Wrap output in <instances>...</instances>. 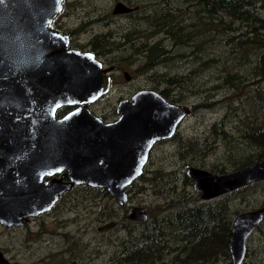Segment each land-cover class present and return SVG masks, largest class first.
Instances as JSON below:
<instances>
[{"label":"rangeland","instance_id":"obj_1","mask_svg":"<svg viewBox=\"0 0 264 264\" xmlns=\"http://www.w3.org/2000/svg\"><path fill=\"white\" fill-rule=\"evenodd\" d=\"M118 1L137 10L114 15ZM57 18L53 27L70 32L75 48H95L117 66L109 93L90 105L94 114L112 120L118 101L138 89L162 90L192 111L174 140L154 145L125 206L102 189L75 187L25 227L0 224V252L22 264H51L52 256L67 264H232L226 241L196 228L168 233L151 224L189 209L231 229L237 215L264 206V180L202 200L186 173L187 166L228 172L264 152V107L255 92L264 88L256 75L264 70V0H64ZM148 53L161 63L149 68ZM199 103L207 107H194ZM133 208H145L147 218L127 220ZM122 219L120 228H97ZM126 237L153 258L129 251ZM239 264H264L263 222L248 234Z\"/></svg>","mask_w":264,"mask_h":264},{"label":"water","instance_id":"obj_2","mask_svg":"<svg viewBox=\"0 0 264 264\" xmlns=\"http://www.w3.org/2000/svg\"><path fill=\"white\" fill-rule=\"evenodd\" d=\"M62 1L0 0V221L8 226L49 210L77 183L105 187L124 204L123 188L142 173L152 145L171 137L192 111L159 91L140 89L119 102L116 121L93 115L88 103L109 90L110 79L93 52L68 48V35L51 28ZM130 9L117 2L112 14ZM64 105L79 106L57 118ZM62 170L68 183L43 180ZM186 173L200 198L209 200L264 180V155L228 172L187 166ZM263 216L264 206L234 219L232 264L241 262L245 240ZM128 217L143 220L145 208H133ZM0 264L18 263L0 252Z\"/></svg>","mask_w":264,"mask_h":264},{"label":"flooded vegetation","instance_id":"obj_3","mask_svg":"<svg viewBox=\"0 0 264 264\" xmlns=\"http://www.w3.org/2000/svg\"><path fill=\"white\" fill-rule=\"evenodd\" d=\"M118 2H122V1H118ZM62 3H63V6H64V0L62 1ZM116 3H117V2H116ZM116 3H115V4H116ZM122 3H123V2H122ZM115 4H114V5H115ZM123 4H125V3H123ZM125 5H126V4H125ZM126 6H128V5H126ZM128 7H130L131 9H130L129 11L125 12V14L137 10V7H132V6H128ZM62 9H63V8H62ZM61 11H62V10H61ZM120 14H124V13H120ZM114 15H115V14H114ZM116 15H118V14H116ZM57 16H58V15H57ZM57 16L54 18L53 22H54L56 19H58ZM53 22H52L51 28L54 29V30H56V31H59V30H57L56 28L53 27ZM60 32H62V31H60ZM62 33H64V32H62ZM65 34L68 35V43H67L66 46H67L68 48H71V49H78V50H81V51H90V52H93V53L95 54L96 59H97L98 61L101 62V64H102V68L106 69L105 74H106V75L109 77V79H110V88H109V90H108L107 92H105L102 96H100L99 98H97L95 101H93V102H91V103H88V109H89V111H90L93 115L97 116L96 114H94V113L90 110V105H91L92 103L96 102L97 100L102 99L107 93H109V91H110V89H111V87H112L113 79H114L113 73H114V70H116V67H117V66H116V65H115V66H114V65H107L106 62H104L103 59L100 58V53L97 52L95 48L92 49V50H86V49L75 48V47L72 45V38H71V34H70V32L65 33ZM149 54H150V53H149ZM117 69H118V68H117ZM118 70H120V69H118ZM123 73H124L125 78H126L127 80H129V79H130L129 74H128L126 71H124ZM138 90H140V89H138ZM138 90H136L134 93H136ZM159 92H160V91H159ZM134 93H133L129 98H121V99L118 101V103H117V105H116V108H115L116 116H115L112 120H110V121H105V120H103L102 118H100L99 116H97V117H99L103 122H114V121H116V120L120 117V113L117 111V109H118V105H119V102H120L121 100H124V99H125V100H130V99L132 98V96L134 95ZM164 94H165V93H164ZM162 95H163V94H162ZM163 96H164L167 100H169L170 102L177 103V102H175V101H171L170 99H168L169 97H168L166 94L163 95ZM78 106H79V105H73V106H70V105H64V106H62L61 108H59V109L57 110V112H56V117H57V118H61V117H63L64 115L68 114L70 111H72V110H74L75 108H77ZM178 126H179V125H177V127H176V129H175V132H174V134H173L171 137L166 138V139H163V140H159V141L155 142V143L152 145L151 149L148 151L147 160H146V163H145V165H144V167H143V169H142V170H143L142 173H141L138 177H136V178H135L130 184H128L127 186H125V187L123 188V191H124L125 194H126V202H127V199H129V198H130V195H131V192L129 191V188L132 186V184L134 183V181L137 180V179H138L140 176H142V174L144 173L145 166H146V164H147V162H148V160H149V158H150L151 150L153 149L154 145H155L156 143H158V142H161V141L164 142V141H167V140H174V139L176 138V136H175L173 139H171V138L175 135ZM66 173H67L66 170H62V171L57 172V173H54V174H52V175L45 176V177L43 178V180L47 183V185H51L52 179H57V180H59V183H60V184H65V183H68V182H69V177L66 175ZM83 185L88 186V187H92V188L102 189V190L106 191L108 194H110L111 196H113V197L115 198V200L118 199L115 195H113V194H112L109 190H107L105 187L93 186V185L88 184V183H77V184H73L72 186H70L69 188H66V189H64L65 187H64V188H61V191H62V189H64V190L59 194L57 200L55 201V203L51 206V208H50L49 210L44 211V212H42V213H39V214H37V215H35V216H29V217H27V219L23 220V223H22V224L8 226V225H6V224H3L1 221H0V224H2L3 226L9 227V228H12V227H25V226H27L32 220L38 218L39 216L49 214V213L51 212V210L55 207V205L58 203V201H59L61 198L63 199V198L66 196V195H65L66 193H68L69 191H71V190H72L73 188H75V187H79V186H83ZM132 188H133V187H132ZM132 188H130V189H132ZM51 189L54 190L55 188H51ZM209 200H210V199H209ZM117 201H118V200H117ZM126 202H125L124 204H126ZM118 203H119V202H118ZM119 204H120V203H119ZM124 204H121V206H125ZM170 210H171V209H170ZM178 211L189 212V209H181V210H178ZM169 214H170V213H168L166 216H168ZM128 215H129V214H128ZM128 215H127V217H126L127 220L130 219V218L128 217ZM166 216H164V218H165ZM146 218H147V213H146V217H145L143 220H145ZM96 220H97L98 222H101V220H100V216L97 215V214H96ZM130 220H133V219H130ZM143 220H141V221H143ZM123 221H124V219L114 221V222H116V223H115V225L113 226V228H120V227H121V224H122ZM144 222H145V221H144ZM262 222H264V216H263V221H262ZM130 223H133V222H132V221L129 222V223L127 224V227H128V225H129ZM101 225H103V224L98 225L97 228H99V226H101ZM221 226H222V228H228V226H227V227H225V226H223V225H221ZM228 246H229V245H228ZM1 254H2V253H1ZM2 255H3V254H2ZM3 256H4V255H3ZM4 258H5L7 261H9L10 263H17V262H11V261H10L9 259H7L5 256H4ZM61 260H62V258H56V257L52 256V258H51V260H50V261H51L50 263H51V264H67V261H66V260L63 259V260H64L63 262H62ZM18 264H22V263H18Z\"/></svg>","mask_w":264,"mask_h":264},{"label":"trees","instance_id":"obj_4","mask_svg":"<svg viewBox=\"0 0 264 264\" xmlns=\"http://www.w3.org/2000/svg\"><path fill=\"white\" fill-rule=\"evenodd\" d=\"M253 44H251V45H253ZM245 47H248V45H243L242 48H245ZM148 55H149V61H148L149 63H147V64H148L149 68H154L155 66H157V65H159L161 63V60H159V61L156 60V57H155L154 54H152V53L149 54L148 53ZM260 66H259V68H261ZM256 75L263 76L262 79H263V82H264V70H263V68L259 69L256 72ZM255 92H256L257 99L259 100L260 103L263 104L262 106L264 107V88L263 87L256 88L255 89ZM160 93L163 94V95H165L164 94L165 92L162 91V90H160ZM194 107H207V105L199 103L197 106H194ZM262 120H263V118L261 117L260 125L261 126H264V121L262 122ZM263 155H264V152H263L262 155H259V156L255 157L256 159H254V160L259 159ZM254 160H252V161H254ZM251 162H249L248 164H250ZM235 166L241 167V166H245V164H236ZM237 167H235V168H237ZM197 194H198V192H197ZM166 217L167 218H165V219L163 218L162 223H159V225H160L159 227H158L157 224H151L152 225L151 228H153V227L154 228H167L168 233H175L173 228H183L184 230L185 229L188 230L189 228H191V229L192 228H196L198 230L200 229L203 232H205V234H211V235L215 236L216 238H218L222 242H225L226 241L224 244L227 246V248L229 250L228 239L232 235V231H231V229H229V226H228V230H225V228H219L216 225V221H215V219L213 217L208 216V217H205L203 219H198V216L195 213L191 214L189 212H182V211H174V212L170 213ZM175 224L177 226H175ZM209 226H210V228H208ZM225 227H227V226H225ZM142 228H150V227L146 226V227H142ZM211 228H213V229L215 228L216 231L213 232L211 230ZM191 232L193 233L195 231L192 230ZM146 238H152V235L149 234V233H147L146 234ZM125 242L128 243L127 248L129 249V251H132V252H135V253L137 252V253L141 254L142 257L143 258L145 257L146 260H150V259L153 258V256H152L153 254H151L138 241V239L131 238L130 240H127V237H126ZM137 246H142L143 247V250H139L137 248ZM146 254H148L150 257H146ZM228 257L230 259V256H228Z\"/></svg>","mask_w":264,"mask_h":264},{"label":"bare ground","instance_id":"obj_5","mask_svg":"<svg viewBox=\"0 0 264 264\" xmlns=\"http://www.w3.org/2000/svg\"><path fill=\"white\" fill-rule=\"evenodd\" d=\"M196 191V190H195ZM159 227V226H158Z\"/></svg>","mask_w":264,"mask_h":264}]
</instances>
